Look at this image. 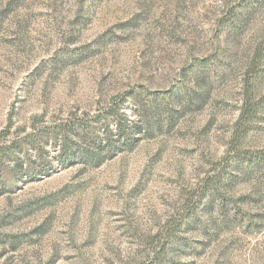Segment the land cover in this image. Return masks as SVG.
Returning a JSON list of instances; mask_svg holds the SVG:
<instances>
[{
	"label": "rangeland",
	"instance_id": "1",
	"mask_svg": "<svg viewBox=\"0 0 264 264\" xmlns=\"http://www.w3.org/2000/svg\"><path fill=\"white\" fill-rule=\"evenodd\" d=\"M256 157L264 0H0V264H264Z\"/></svg>",
	"mask_w": 264,
	"mask_h": 264
},
{
	"label": "trees",
	"instance_id": "2",
	"mask_svg": "<svg viewBox=\"0 0 264 264\" xmlns=\"http://www.w3.org/2000/svg\"><path fill=\"white\" fill-rule=\"evenodd\" d=\"M183 89V88H181ZM249 105H244L241 110H240V119L238 121V124L240 125L237 129V131L235 132L234 134V138H239L240 135L241 137H245L246 134H247V131L245 130V126L248 124V123H251L254 118H255V111L257 109V106L256 105H253L251 103V101H249ZM172 115H170L171 117ZM133 125H137L136 123H134ZM134 126V127H135ZM244 126V127H243ZM118 127V131H120V126H117ZM237 133V134H236ZM119 140H127L128 139V136L125 134H119V137H118ZM13 147H16V143L15 145H13ZM60 151L62 153H64V151H62V149L60 148ZM234 153V152H233ZM85 155H89L90 158V162L91 161H95V162H92L91 164H93V166H99L101 163L100 161L98 160V157L97 155L98 154H85ZM264 157H256L254 158V160L252 161H245V162H242L243 166H245V169L248 170V169H253L257 166H259L260 163L263 162ZM241 163V162H240ZM90 164V165H91ZM236 165L235 166V169L236 170H239V165L237 163H235ZM224 175L225 174V171L222 172V173H217L216 175L214 174V176H209L207 177L203 182H202V194L204 192H206L207 190H209L211 188V191L215 192L213 194H218V191L217 190H214L215 188L218 189V186L220 185V183L223 181L224 179ZM214 198V197H213ZM208 204H210L208 201L206 202ZM206 205V204H204ZM193 216H195V210H191L189 208H187L185 211L182 212V214L178 217L177 220L175 221H167V224H166V228H164V231H163V242L162 244H160V248L156 251H153L152 252V257L151 259H149L148 261H146L145 264H167L168 263V245L172 242H174L176 240V234L180 231V229L183 227V226H186L187 223L192 219L194 218ZM192 221V220H191Z\"/></svg>",
	"mask_w": 264,
	"mask_h": 264
}]
</instances>
